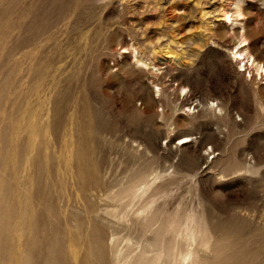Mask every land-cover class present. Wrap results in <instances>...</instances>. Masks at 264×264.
Here are the masks:
<instances>
[{
  "label": "rangeland",
  "instance_id": "1",
  "mask_svg": "<svg viewBox=\"0 0 264 264\" xmlns=\"http://www.w3.org/2000/svg\"><path fill=\"white\" fill-rule=\"evenodd\" d=\"M250 57L264 0H0V264H264Z\"/></svg>",
  "mask_w": 264,
  "mask_h": 264
},
{
  "label": "bare ground",
  "instance_id": "2",
  "mask_svg": "<svg viewBox=\"0 0 264 264\" xmlns=\"http://www.w3.org/2000/svg\"><path fill=\"white\" fill-rule=\"evenodd\" d=\"M227 20H228V17L225 16V18L223 19L224 23H226ZM229 20H230V19H229ZM236 55H238L239 58L242 57V58H243V61L246 60V54H245L244 51H243V52L238 51V52H236L235 56H236ZM247 65H249V67H254V66L256 65V66H257V69H258L257 71H258V73L260 74L262 80L264 81V65L256 64L255 61H254V58H252V57H250V58L247 59ZM247 65H246V66H247Z\"/></svg>",
  "mask_w": 264,
  "mask_h": 264
},
{
  "label": "snow or ice",
  "instance_id": "3",
  "mask_svg": "<svg viewBox=\"0 0 264 264\" xmlns=\"http://www.w3.org/2000/svg\"><path fill=\"white\" fill-rule=\"evenodd\" d=\"M241 59H242V57H241Z\"/></svg>",
  "mask_w": 264,
  "mask_h": 264
}]
</instances>
